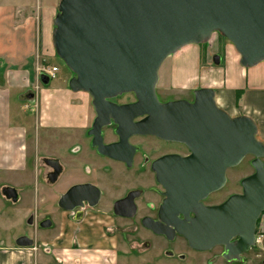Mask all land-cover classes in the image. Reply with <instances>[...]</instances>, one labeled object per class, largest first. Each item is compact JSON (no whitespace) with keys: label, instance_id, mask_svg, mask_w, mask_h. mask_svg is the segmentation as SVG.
I'll use <instances>...</instances> for the list:
<instances>
[{"label":"water","instance_id":"obj_1","mask_svg":"<svg viewBox=\"0 0 264 264\" xmlns=\"http://www.w3.org/2000/svg\"><path fill=\"white\" fill-rule=\"evenodd\" d=\"M216 32L234 45L244 67L264 61V0H61L52 40L73 72L69 87L92 97L97 115L88 134L99 153L122 159L116 152L134 147L128 138L135 134L181 142L191 150L187 156L171 154L155 162L166 198L160 218H144L143 226L168 239L180 234L196 250L223 245L226 260H240L256 244L264 213V142L256 122L247 115H230L210 87L195 89L193 100L161 102L156 93L163 61L188 44L207 43ZM215 62L220 63L219 54ZM41 80L47 84L50 78L42 73ZM124 93H134L137 100L124 105L111 100ZM111 118L120 139L104 143L103 127ZM247 155L254 157L255 171L242 180L243 192L220 204H204L225 186L227 170ZM44 161L53 168L48 178L54 182L61 165L56 158ZM3 194L18 199L14 187H5ZM99 197L96 186L81 183L64 192L59 205L73 210L85 200L95 205ZM134 197L133 192L119 200L116 211L124 204L134 208ZM51 224L45 219L40 226ZM16 243L31 246L34 240L21 236Z\"/></svg>","mask_w":264,"mask_h":264},{"label":"crops","instance_id":"obj_2","mask_svg":"<svg viewBox=\"0 0 264 264\" xmlns=\"http://www.w3.org/2000/svg\"><path fill=\"white\" fill-rule=\"evenodd\" d=\"M54 6L46 4L34 9L25 0L0 3V195L8 199L3 189L14 187L18 199H8L13 202H18L21 193L33 185L36 201L57 203L71 183L85 178L78 168L89 162L94 152L89 149V141L84 140L95 115L91 95L73 91L65 84L40 86L39 69L57 66L47 65L57 54L52 40ZM214 36L212 47L207 46L203 55L198 44H188L197 47L184 46L173 54L169 85L190 91L213 88L220 107L230 115L250 116L258 126L257 135H264V61L244 67L234 45L228 43L220 48ZM217 54L220 63L215 62ZM31 103L36 107L33 121L26 115ZM41 127L51 129L46 138H55L59 145L71 150L66 159L61 157L67 171L56 185L47 178L50 168L43 159L60 156L42 149ZM76 145L81 146L78 153L72 151ZM30 218L34 234L18 238L28 236L34 240L33 245H0V264H117L118 246L106 233L116 219L97 216L79 220L62 209L49 218V227L40 226L46 217ZM40 228L50 229L42 240Z\"/></svg>","mask_w":264,"mask_h":264},{"label":"rangeland","instance_id":"obj_3","mask_svg":"<svg viewBox=\"0 0 264 264\" xmlns=\"http://www.w3.org/2000/svg\"><path fill=\"white\" fill-rule=\"evenodd\" d=\"M61 0H25L27 5L35 8L43 7L46 4L55 5L54 12L52 15H56L58 12V6ZM2 3V0H0ZM42 22V20L40 21ZM42 24V23H41ZM215 40L221 46H225L231 43L226 38L221 37L219 32L215 34ZM200 45L198 50L201 51L202 55L206 52L207 46L212 45V41L206 43V47L203 44ZM197 46L189 45L186 48H195ZM212 47V46H210ZM197 49V48H196ZM223 49V48H222ZM173 54L169 55L162 63L159 69V78L156 85V93L161 102H167L174 99L185 98L193 99L194 91L179 89V87H171L169 85L170 81V69H171V57ZM57 64L59 71L55 78L50 79V81L45 84L40 82L42 87H55L62 84L69 86V80L73 76L72 70L65 64L64 60L57 54L52 57L49 64ZM134 99L132 93H127L117 100L124 102ZM27 116L34 120L36 107L35 104H30L27 106ZM235 116V115H232ZM31 133L34 134V126H31ZM49 128H40L41 147L42 149L51 150L58 154V156L67 158L68 152L71 150L67 149L63 144L59 145L55 138H46L49 134ZM106 135L112 134V127H107L105 129ZM65 132L62 134L64 135ZM51 135V134H50ZM260 140L264 142V135H257ZM84 140L88 142V135H84ZM50 140V141H48ZM146 146V145H144ZM168 146V147H167ZM166 149L169 148H180L179 145L167 144ZM52 148V149H51ZM73 151V150H72ZM166 150H161V152ZM44 153V152H41ZM99 156L95 153L93 158L96 160ZM254 157L252 155H247L244 160L236 167L228 171V183L227 185L218 193L211 195L206 203H218L225 200L231 193L240 192L241 185L240 180L245 176L254 172V167L251 161ZM264 160V159H263ZM88 164H83L85 169ZM78 169H81L78 168ZM121 172V170L119 169ZM108 176L105 178L106 181H110V178L120 179V173L118 178L113 175V171L109 172ZM112 174V175H111ZM124 175L126 176L127 184L133 185L132 188L141 187L145 182L152 183L151 177H142L138 175L137 171L125 170ZM109 179V180H108ZM122 181V180H121ZM125 181V182H126ZM107 184V183H106ZM56 185V184H55ZM110 185V184H109ZM26 192L21 193V199L18 202H13L0 195V245L3 244H15L16 239L21 234H34V227L28 223L29 218L32 215L44 217H55L56 212H61V209L55 201L38 202L33 196V185L27 188ZM264 214V213H263ZM262 214V215H263ZM60 215V214H59ZM261 215L258 220L257 235H261L260 243L254 244L250 247L248 251L244 253V260H236L234 262L226 261L221 258L222 247L218 246L210 251H197L190 248L183 237H176L175 240H168L164 236L156 234L149 229L143 227L139 219L135 220H116V222L110 223L107 229V235H111L115 243L118 246V262L117 264H263L264 262V217ZM63 216V215H62ZM129 227H137V230L131 231ZM119 228L124 230L120 231ZM48 229H39V234L41 240L45 236V232ZM174 250L175 255H167V250ZM166 250V251H165ZM185 254V258L181 259L179 254Z\"/></svg>","mask_w":264,"mask_h":264},{"label":"flooded vegetation","instance_id":"obj_4","mask_svg":"<svg viewBox=\"0 0 264 264\" xmlns=\"http://www.w3.org/2000/svg\"><path fill=\"white\" fill-rule=\"evenodd\" d=\"M125 94H127V93H124V94L119 95L115 98H112L111 100L118 105L130 104V103H133L137 100L134 93H132L134 96V99H132V100H128V101H124V102L117 100L119 97H122ZM189 100H193V99H189ZM93 109H94L95 115L93 117L91 126L88 129V131L92 128L93 122H94L96 115H97L94 106H93ZM138 119H141V118L140 117L135 118V120H138ZM107 127H112V134L113 135H106L105 129ZM116 127H117V124L114 122L113 118H111V122L108 125L103 127V133H102L103 135L102 136H103L104 143H114V142L119 141L120 136H119V134H117L115 132ZM88 131H87V135L90 138V139L88 138L89 139L88 140L89 141V149L91 151H94L93 154L96 153L99 157L95 160L93 158V154H92L90 161L84 163V164H88L89 166H86L85 169L83 168V165L81 166L80 173L85 175V178L81 181H74L73 183H71L69 185L67 190L71 186L76 185V184H81V183L92 184L100 190V197L98 199V202L95 205H90V203L85 200V201H83L82 205L77 206L75 209L65 210V209L61 208L59 205V200H60L61 195L64 193L63 192L59 195L58 200H57V203H58L60 209H62L64 211H70L71 214L76 219H79V220H82V219L87 218V217L93 218V217H97V216L111 217V218L116 219V220H135V219L137 220V219H139L141 225L143 226L142 220L144 218L159 219L160 218V207H161L164 199L166 198V196L164 194L165 188L158 181L157 171L154 168V164L157 160H159L160 158H162L166 155L177 154L180 156H187L191 153V150L189 149V147L186 144L181 143V142L167 141V140L161 139L156 135L135 134V135H131L128 138L129 143L134 147H132V148L126 147V148L119 149L116 153H119L120 155H122V159H120V158L117 159V158H113V157H110L108 155H103V154L99 153L97 151V148L92 146L93 137L88 134ZM167 144L179 145L181 147L180 148L178 147V148L166 149ZM144 145H146V146H144ZM80 150H81L80 145H76L73 148V152H75V153L80 152ZM161 150H166V151L161 152ZM54 158H56L58 160V162L60 163L61 171L58 174V177L54 182H51L50 180L49 181L53 184H56V183H59L60 181L63 180L64 174L66 173L67 168L64 167V164H63L61 157H54ZM44 163H45V161H44ZM45 165L50 168V171L48 173V175H49L52 172L53 168L51 166L47 165L46 163H45ZM232 168H234V167H232ZM232 168H229L227 170V181H226L225 186L228 183V171ZM119 169L121 170V172L119 171ZM127 169L129 171L130 170H132V171L134 170V172L137 171L138 175H140L144 178L151 177L153 182L150 184V183L145 182L146 181L145 180L141 187L132 188L133 185L129 184V182L127 184L126 176L124 175V171ZM110 171H113L112 174L116 175L117 178H118V174L120 173L121 178L120 179L110 178V181L105 182V178L108 176V174H110L109 173ZM254 171H255V169H254ZM48 175H47V178H48ZM249 175H247V176H249ZM247 176H245V177H247ZM244 178H242L240 180V185H241L242 190L240 192L231 193L227 198H229L233 194L243 192V187H242L241 182ZM223 188L209 194L204 200H202L203 203L206 205H216V204H220V203L224 202L227 198L221 202H218V203H211V204L206 203L207 199L211 195L218 193ZM133 192L135 193V197L133 199L134 208H131L130 205H128V204H124L120 208L121 212L120 213L117 212L115 209L116 203L119 200L126 198L130 193H133ZM132 211H133V214H131V215L122 214V213H128V212H132ZM179 215H180V217H184L183 213H180ZM190 216H194V212H190ZM46 218L49 219L50 217H46ZM129 228L132 229L133 227H129ZM119 230L122 231L124 229L119 228ZM135 230H137V227L136 228L134 227L131 231L133 232ZM149 230L152 231L151 229H149ZM152 232H154V231H152ZM256 234H257V231H256ZM159 235L164 236L165 238L168 239V237L165 236L164 234H159ZM178 236L183 237L186 240L188 246L190 248H192L189 245L187 239L180 234H176L174 239H168V240L173 241ZM256 244L258 245L257 242H256ZM218 246L222 247L221 258H224V256H223L224 246L223 245H217L215 247H218ZM215 247H213V248H215ZM192 249L196 250L194 248H192ZM212 249L197 250V251H210ZM244 253L242 254V259H240L239 261L244 260V258H245L243 256ZM167 255L174 256L175 255L174 250L173 251H172V249H171V251L167 250ZM179 257L181 259H184L185 254H183V253L179 254ZM236 260L237 259L226 260V261L234 262ZM263 264H264V262H263Z\"/></svg>","mask_w":264,"mask_h":264},{"label":"built area","instance_id":"obj_5","mask_svg":"<svg viewBox=\"0 0 264 264\" xmlns=\"http://www.w3.org/2000/svg\"><path fill=\"white\" fill-rule=\"evenodd\" d=\"M216 33H214L213 35H215ZM212 38L209 41H212ZM41 71V73H45L49 76V78H54L56 76V73L58 71V66H52V67H42L39 69ZM261 241V235H257L256 236V242L260 243Z\"/></svg>","mask_w":264,"mask_h":264},{"label":"trees","instance_id":"obj_6","mask_svg":"<svg viewBox=\"0 0 264 264\" xmlns=\"http://www.w3.org/2000/svg\"><path fill=\"white\" fill-rule=\"evenodd\" d=\"M221 37L225 38L223 35H221ZM203 46L206 47V43H203ZM240 94H238V97H240Z\"/></svg>","mask_w":264,"mask_h":264}]
</instances>
